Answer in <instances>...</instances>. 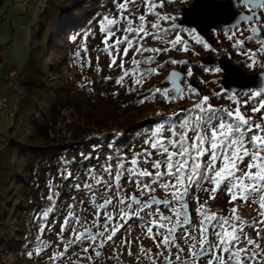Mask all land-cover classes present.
I'll list each match as a JSON object with an SVG mask.
<instances>
[{
    "label": "snow or ice",
    "instance_id": "obj_1",
    "mask_svg": "<svg viewBox=\"0 0 264 264\" xmlns=\"http://www.w3.org/2000/svg\"><path fill=\"white\" fill-rule=\"evenodd\" d=\"M167 2L174 3L175 0ZM212 3L213 0H208L210 7ZM112 4L115 12L102 16L99 30L103 34L101 51L109 57L108 67H115L121 73L114 80L116 85L131 94L152 76L160 75L166 64H188L186 60L175 59L156 64V57L161 53L191 50L188 41L179 32L174 39H167L179 26L175 23L168 28L161 25L160 21L176 19L157 11L164 7L165 0H112ZM233 4L245 8L246 12L236 15L225 35L233 41L232 47L250 62L249 67L262 65L264 61L258 57L264 56V39L260 38L264 28L261 23L264 0H233ZM140 9H143L142 14H138ZM149 16L155 17L156 22L148 20ZM185 31L197 45L214 51L195 28ZM246 32L251 34L245 36ZM149 38L167 46L145 47ZM253 41L258 45L255 50L245 48L246 43ZM82 50L87 53V46H83ZM130 53V59H126ZM145 53L152 55L145 56ZM75 55L82 59L79 51ZM84 63L90 65L91 61ZM126 64L129 66L126 67ZM153 64L156 66L152 67ZM97 71L100 69L97 68ZM214 71L220 72L221 69ZM192 75L189 67L187 76ZM129 79L131 84L126 85L125 81ZM181 79L180 72H170L166 78L169 87L150 89V97H143L140 103L149 98L154 100L157 94L168 103L185 99V93L188 99H199L193 100L191 108L181 109L157 123L145 136L139 151L130 149L131 156L118 151L109 153L103 164H100L98 156L93 158L90 154L81 153L83 161L94 159L99 165L97 168L84 164L83 180L70 170L73 162H65L59 173L61 179L71 182L73 190L88 196L93 212L91 220L79 216L74 210L77 201L73 197V204L67 206L70 210L60 224V232L56 233L63 244V251L53 253L51 260L63 259L76 245H87L81 249L86 255L80 260L92 261L93 256L87 255L90 250L98 260L102 252L97 249H104L106 245L127 248V254L133 256V242L123 238L116 246L114 237L125 224L135 220L157 248V254L153 255L152 250H145L141 243L135 256L137 261L143 258L149 264H160L162 258V264H200L202 259L207 258V264H264V249L259 242L261 232H264L261 227L264 225V87L245 91L243 95L247 98L243 101L236 98L239 95L236 92H217V97L224 93L235 105L226 108L214 106L210 103L211 97L201 96L191 85H182ZM89 83L85 81L81 87H87ZM249 105L252 115L246 116L241 109ZM257 113L260 114L259 119L255 118ZM125 181L134 186L133 191L125 187ZM59 187L54 181H49L47 199L52 206L41 209L35 217L45 222L38 228L39 234L50 229L48 217L61 195ZM222 188L229 197V205H234L237 200L243 204H258L260 220L249 223L239 215L236 206L230 207L226 215L220 209L212 210L209 200H215ZM158 189L170 198H159L156 195ZM193 189L208 193V199L201 203ZM189 197L197 205V224L193 223L189 211ZM117 217L123 223L113 226ZM247 228L255 232V239L249 236ZM66 232L70 234L69 239H64ZM37 239L40 240V235ZM178 241H183L187 247V257L183 255L185 248ZM41 243L43 247L37 248V255L51 247L46 241L41 240ZM173 249H176L175 254ZM109 258L119 259L115 252ZM73 264L79 262L73 261Z\"/></svg>",
    "mask_w": 264,
    "mask_h": 264
},
{
    "label": "trees",
    "instance_id": "obj_2",
    "mask_svg": "<svg viewBox=\"0 0 264 264\" xmlns=\"http://www.w3.org/2000/svg\"><path fill=\"white\" fill-rule=\"evenodd\" d=\"M3 1L0 0V6ZM112 6V0H46L38 14V29L34 35L45 41V50L42 49L41 42L33 46L17 75L22 93L16 102L7 134L1 138L0 148V249L6 250L15 260L18 259L20 262L16 264H22L23 258H35L37 248L43 247L41 240L51 245L48 249L54 247L46 235L53 232L56 235L59 231L39 234L38 228L44 226L45 222L35 218L41 209L52 206L47 199L49 181L60 185L58 190L61 194L53 212L49 214L50 221H57L62 214L68 213L70 209L67 206L73 204V197L78 205L81 196H84L71 188V182L61 179L59 173L63 170L65 162H73L69 166L70 170L79 174L83 180L84 164L97 168L99 165L94 159L83 161L81 153L90 154L93 158L98 156L100 164L105 163L108 154L112 152L118 151L131 156L130 149L139 151L145 136L156 124L172 115L150 114L153 112V106L166 108L167 102L159 94L154 100L149 98L140 103L143 97H150L149 90L156 88L157 80L162 78L161 73L152 76L131 94L120 86L113 89L111 83L105 79L106 86L99 85L96 78H88L91 83L87 87H79L73 91L67 86L68 78L63 79L64 77L59 75L54 83L48 81L49 72H62L60 61L57 60L52 65L45 63L48 52L54 48L57 54L61 53L62 64L75 58L74 46L89 42L87 37L92 33L91 26L101 20L104 9L109 10ZM142 13L143 10L138 14ZM153 19L155 17H148L150 21ZM59 30H63L62 33ZM148 43L149 47L167 46L151 38ZM145 47H148L147 41ZM162 54L164 53L156 57V64H161V60L163 63L171 59V56L167 59L169 55L163 57ZM128 66L126 64V67ZM118 71L120 72L119 69ZM105 73L103 69V75ZM117 76L118 74L112 78L115 80ZM161 80L166 82V78ZM224 93L231 94L225 90ZM224 93L219 97L216 93L209 95L210 103L216 107H235ZM244 99L246 98L242 97L238 100ZM250 107L251 105L242 108L241 111L246 116H251ZM178 112L180 111L175 113ZM259 116L257 113L255 118L259 119ZM193 192L199 195L201 203L208 199V193L197 192L196 189H193ZM224 192V188L218 191ZM15 219L19 220L15 222V226L18 224L19 228L16 227V234L13 236V231H8V225ZM38 235L40 240L37 239ZM78 248H81V245L73 246L69 251L73 252L79 264H83L80 257L84 253ZM61 249L63 251V248ZM29 253L32 255L29 256ZM56 261V264H62L61 259Z\"/></svg>",
    "mask_w": 264,
    "mask_h": 264
},
{
    "label": "rangeland",
    "instance_id": "obj_3",
    "mask_svg": "<svg viewBox=\"0 0 264 264\" xmlns=\"http://www.w3.org/2000/svg\"><path fill=\"white\" fill-rule=\"evenodd\" d=\"M46 0H4L3 4L0 6V98H5L7 101V106L0 108V148H1V138L7 134L8 128L11 125L13 114L16 108V102L22 93V88L20 85H18L17 82V75L21 72L25 61L27 59V56L29 54L30 49L37 45L39 42H41V47L43 50H45V41L43 39H39L35 37V33L38 29V14L40 10L42 9L44 3ZM192 0H175L174 3H168L167 0H165L164 7L162 9L158 8L157 11L161 14H167L170 16H175L176 19L174 21H160L161 25L165 28L170 27L172 23H175L179 27L176 29V31L172 32L167 39H174L176 32H179L181 36L185 40L188 41V45L190 47V51L188 52H182L179 50H172L173 52L170 53H164L162 54L163 57H166L167 59H175V60H186L188 61V64H166V67H163V69L160 70L161 77L157 80L156 88H166L168 87V83L165 82V80H161L164 78H167V73L169 69L176 68L181 71H186V77L187 81L191 84H188L186 82V85H191L192 88L196 89L201 96H209L211 94H215L217 92H221L222 90H225L222 88L220 84L221 80V71L215 72L214 70L217 67V61L215 60L214 65L206 66L201 65V58L205 57L206 53H208V56L213 52H216L219 57L221 55H226L225 52L228 51L229 43L226 41H223L221 38L218 40H215V42L210 45L214 51L205 50L202 45H197L195 41L191 39V37L188 35V32L185 31L184 27L179 25L180 15H181V9L184 7H188L191 5ZM103 15L114 13L115 8L114 6L110 7L109 10L104 9ZM143 9H140V11ZM99 21L93 26H91L90 31H92L91 35L87 37V40L89 42H79L78 46H74L75 52L78 51L81 53L82 59H78L77 57L70 59L68 63L62 64V58L61 53L57 54L52 48L50 50L49 55L45 56V63L47 64H55L56 61H60V68L62 72L60 74L49 72L47 74V79L49 82H53L59 78V75L63 79L68 78V88H70L72 91L79 89L81 87V84L84 83V81H90L93 78H96L97 81H99V85L106 86L107 82L109 81L111 86L114 88L119 87L114 83V79L112 80H104V77H114L116 74L118 76L121 74L117 68H109V57L101 51L103 48V44L101 43L103 39V34L100 32V24ZM153 22H156L155 19L152 20ZM190 29V28H189ZM61 33L63 30H59ZM119 35V33H118ZM206 42V41H205ZM59 43H63L59 41ZM58 43V45H59ZM84 43V44H83ZM87 46V53H84L82 51L83 46ZM146 45V42H145ZM147 45L149 47V43L147 40ZM62 46V45H61ZM81 47V48H80ZM48 49V47H47ZM61 49V48H60ZM59 49V50H60ZM250 49H253L250 47ZM47 53V50L46 52ZM195 53H198L196 55ZM167 54V55H166ZM234 57V62L237 63L238 60L242 57V55L239 54V57ZM131 57V53L129 58ZM99 58V59H97ZM126 58V59H129ZM264 58V56H263ZM86 60H90V65H86L84 62ZM264 61V59H263ZM162 63V60L160 61ZM83 65V66H82ZM107 65V66H106ZM264 67V64H262ZM108 67V68H107ZM155 67V66H154ZM191 67L193 75L191 77L187 76V70ZM97 68L100 69V71H97ZM106 68V69H105ZM103 69L105 70V74L103 75ZM207 69V71H206ZM10 71H15L16 76L10 77L8 73ZM91 78V79H88ZM66 81V80H64ZM67 82V81H66ZM161 83V85H159ZM193 83V85H192ZM126 85L131 84L130 79L125 81ZM108 86V85H107ZM254 90V89H252ZM226 91V90H225ZM248 91V90H247ZM255 91V90H254ZM232 93V92H231ZM239 94V93H238ZM244 92L241 93L236 97L237 99H240L242 97H245ZM187 93H185L186 98L183 100H177L176 102L168 103L166 104V108H163L159 105L152 107V113H150L152 116L155 114L160 113H169L173 114L177 111H180L181 109L191 108L193 100H198V97H193L192 99L187 98ZM164 109V110H162ZM246 163V162H245ZM125 187L128 188L129 191L134 190L133 185L127 184V182H124ZM139 195V193H137ZM157 196L161 197L162 199L170 198L167 196L163 191L159 190L157 191ZM229 197L226 195V192L224 193H218L217 198L215 200H212V202H209V206L212 210L220 209L223 214H228V209L230 207L236 206L238 208V213L241 217L245 218L249 223H252L254 220L259 221L260 216L258 215L260 209L258 207V204H253L251 202L247 204L241 203V201L237 200L234 205L228 204ZM80 201H83V204L78 203L75 207V212L83 218H87L88 220L92 219V212L93 209L89 206V198L88 196L84 195L81 196ZM190 202V203H189ZM189 209L192 215V220L194 224L198 223V216L196 214V202L192 198L189 200ZM70 204V199H69ZM87 209V210H85ZM166 211V210H165ZM67 214V213H66ZM65 213L60 216V218L56 220L50 221V229L48 231H56L60 232V224L63 222ZM19 220H11V223L8 225V231H13V236H15L16 227L19 225L15 222H18ZM103 222V221H101ZM116 223H123V221H120L117 217L116 220L113 221V225ZM262 228H264V225H261ZM19 228V227H18ZM96 229H94L95 231ZM249 236L253 239L256 238L255 232L247 228L245 229ZM261 240L259 241L261 244V248L264 249V232H261ZM46 238L48 241H50L53 244L52 249H46L45 252L41 253L40 255H37L33 259H24L22 260V264H56L58 261H53L50 259V257L55 253L57 250H60L63 248V244L60 243V241L57 238V235L51 234L46 235ZM70 234L65 233L64 239H69ZM127 238L128 240H131L132 247L131 251L133 253V256H129L127 254L128 250L127 248H113L109 246H105L104 249H97L102 252V256L97 260L95 257V254L90 250V252L87 255H92L93 260H81V263L83 264H149V261L141 258L139 261L135 258L136 254L139 253L140 244H143V247L145 250L151 249L152 254H157V248L156 245L153 243L151 239H148L144 232L141 230L138 222L135 220L129 221L127 224H125L124 228L121 229V231L117 234L116 237H114V242L116 246H119L121 239ZM178 243L181 244V247L185 248V251L183 255L185 257L188 256L187 247L184 245L183 241H178ZM87 245H81L82 247H85ZM71 250V249H70ZM62 251V249H61ZM116 253L119 257V259H110L113 255V253ZM176 249H173V254H175ZM165 254H167L165 252ZM86 255V254H83ZM62 264H73V261H77L75 255L72 251H68V253L65 254L64 258L61 259ZM102 261V262H101ZM104 261V263H103ZM106 261V263H105ZM16 262H20L18 259L15 260L13 256L8 254L6 250L0 249V264H16ZM160 264H162V258L160 259ZM200 264H207V258H204L201 260Z\"/></svg>",
    "mask_w": 264,
    "mask_h": 264
},
{
    "label": "water",
    "instance_id": "obj_4",
    "mask_svg": "<svg viewBox=\"0 0 264 264\" xmlns=\"http://www.w3.org/2000/svg\"><path fill=\"white\" fill-rule=\"evenodd\" d=\"M233 0H213L211 7L208 0H192L191 5L181 9L179 25L193 26L200 34H202L208 41H212L209 35V28L215 27L219 23L228 24L226 20L229 16H236L233 12ZM204 64H211L213 62L210 56H205L201 59ZM218 65L223 71L221 76V86L232 92H238L246 88H261L264 87V72L249 75L241 68L233 65L225 59H220ZM179 70L175 68L169 69L167 77L170 72ZM182 74L183 78V73ZM190 211V209H189ZM191 213V212H190Z\"/></svg>",
    "mask_w": 264,
    "mask_h": 264
},
{
    "label": "flooded vegetation",
    "instance_id": "obj_5",
    "mask_svg": "<svg viewBox=\"0 0 264 264\" xmlns=\"http://www.w3.org/2000/svg\"><path fill=\"white\" fill-rule=\"evenodd\" d=\"M191 3H192V2H191ZM232 8H233V12H234V14H236V15H237L238 13H241V12H246V9H245V8H243V7H238V6H234V4H233ZM235 17H236V16H229L228 18H226V20L229 21L228 24L219 23V24L216 25L215 27L212 26V27L209 28L208 32H209V35H211V39H212V41H208V39H206L202 34H200V33L196 30L197 33L200 34V35L204 38V40H205L207 43H209L210 45H212V44L215 42V40H218L219 38H221L223 41H226L227 43H229L228 51L225 52L226 55L223 54V55H221V56H219V57H216V56H218V54H216V52H213V54H212V53L210 54V57L212 58L213 62H212L211 64H204V63H202L201 60H200L201 65H203V66H204V65H206V66H211V65H214L215 60H216V61H217V62H216V63H217V67L220 68L219 65H218V61H219L220 59H225V60L228 61L229 63L238 66L239 68H241L243 71H245V72L248 73L249 75H253V74H258V73H262V72H264V67H262L263 65H258V66H254V67H249L248 65H249L250 62H249V61L246 59V57L243 56V55H242V57L238 60L237 63L234 62V60H233L234 57H235V54H234V53H236V56L239 57V51H238V49L232 47L233 41H230V40L227 39V36L225 35V30H226L227 28H229V26L234 22ZM261 17H262V19H261V23L264 24V12H261ZM183 27H184V29H189V28L192 29V28H194L193 26H191V27L183 26ZM241 27H245V25L241 24ZM250 34H251L250 32H246V33H245V36L250 35ZM260 38H261V39H264V28L261 29V36H260ZM250 47L253 48L252 50H255V49L258 47V45L255 43V41L246 43L245 48L250 49ZM240 55H241V54H240ZM205 56H208V53H206ZM202 58H204V57H202ZM202 58H201V59H202ZM258 59L261 60V61H263L264 58H263V56H261V57H258ZM175 69H176V68H175ZM220 69H221V68H220ZM177 70H179V69H177ZM179 71L183 73V78L181 79V84H182V85H186L185 83L188 82V81H187L188 79H187V77H186V71H181V70H179ZM222 73H223V71L221 70V76H222ZM220 82H221V80H220ZM188 84H191V83L188 82ZM220 84H221V83H220ZM192 85H193V83H192ZM193 86H194V85H193ZM168 87H169V85H168ZM222 88H223V87H222ZM249 89H251V90L254 89L255 91H256V90H260L259 88H246V89H243V90H239L237 93H239L240 91H247V90H249ZM226 91H227V90H226ZM228 92H232V91H228ZM113 226H114V225H113Z\"/></svg>",
    "mask_w": 264,
    "mask_h": 264
},
{
    "label": "built area",
    "instance_id": "obj_6",
    "mask_svg": "<svg viewBox=\"0 0 264 264\" xmlns=\"http://www.w3.org/2000/svg\"><path fill=\"white\" fill-rule=\"evenodd\" d=\"M0 67H1V62H0ZM8 75L13 78V77L16 76V72L15 71H10L8 73ZM6 106H7L6 99L5 98H0V108L6 107Z\"/></svg>",
    "mask_w": 264,
    "mask_h": 264
}]
</instances>
